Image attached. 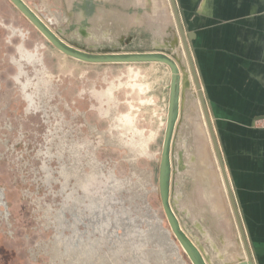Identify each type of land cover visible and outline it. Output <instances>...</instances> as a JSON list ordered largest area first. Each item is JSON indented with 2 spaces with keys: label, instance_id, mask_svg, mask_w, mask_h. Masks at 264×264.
I'll return each instance as SVG.
<instances>
[{
  "label": "rangeland",
  "instance_id": "374dc122",
  "mask_svg": "<svg viewBox=\"0 0 264 264\" xmlns=\"http://www.w3.org/2000/svg\"><path fill=\"white\" fill-rule=\"evenodd\" d=\"M21 1L39 14L48 30L69 50L103 60L87 61L58 51L11 1L0 0V264H51L53 215L63 201H69L66 194L74 183L71 177L61 191L60 169L72 165L73 157L67 150L71 144L80 147L84 171L90 170L88 159H92L91 167L99 170L95 194L101 196L110 180L121 182L122 189L108 190L111 199L106 211L113 215L123 208L127 228L146 231L159 219L179 245L185 264L195 263L178 233L199 264H221L211 257L214 249L210 241L223 251L226 262L231 261L230 256L237 258L242 241L227 194L219 186L215 163H211V169L214 180L217 177L218 182L213 183L223 207L219 211L212 198L203 195V189L210 188L207 170L196 164L192 168L185 161L184 148L190 145L196 150L203 143L193 138L192 121L185 116L190 113L193 117L195 112L190 103L194 100L191 88L182 103L178 75L171 116L167 69L155 61L123 60L181 54L178 45L184 47L177 39L170 1ZM175 3L185 32L190 31L186 12L179 0ZM157 26L162 32H157ZM82 30L96 33V40H88ZM191 40H187L189 52L235 198ZM182 63L186 67L184 59ZM187 66L190 69L189 62ZM124 116L130 118L132 127L126 123L117 126ZM257 125L264 126V116ZM118 131L125 141L145 140L146 153L132 161L128 146L105 141ZM61 147L65 149L59 155ZM147 171L149 180L143 184ZM161 173L175 230L163 204Z\"/></svg>",
  "mask_w": 264,
  "mask_h": 264
},
{
  "label": "crops",
  "instance_id": "0c3cea01",
  "mask_svg": "<svg viewBox=\"0 0 264 264\" xmlns=\"http://www.w3.org/2000/svg\"><path fill=\"white\" fill-rule=\"evenodd\" d=\"M179 2L252 258L264 264V0Z\"/></svg>",
  "mask_w": 264,
  "mask_h": 264
},
{
  "label": "bare ground",
  "instance_id": "6f19581e",
  "mask_svg": "<svg viewBox=\"0 0 264 264\" xmlns=\"http://www.w3.org/2000/svg\"><path fill=\"white\" fill-rule=\"evenodd\" d=\"M158 7L160 6L158 5ZM158 11H162V9L159 8ZM156 13L158 15V12ZM173 19L175 20V18ZM174 24L176 25V22ZM82 32L84 33V35L87 37L88 40H96V37L98 36L95 35L96 33L89 32L87 30H82ZM157 32L158 33L162 32V29L159 27L157 29ZM178 35H177V39L179 41L180 36ZM178 46L180 48V52L182 55L179 52H176L175 55H173L174 58L171 56L166 57L161 55L153 56V57H161L164 59L162 61L157 60L155 62L164 66L167 69L166 74L171 78L169 84L171 103L174 99V95L176 92V80L178 75L180 76V91H181L180 101L182 103L185 104L186 102L185 100L187 98V91L191 88L194 100L190 101V103L192 102L191 106H193V110L195 112L193 117L189 115L190 113L188 115L185 113L186 114L185 116H189L190 120L192 121L193 138L194 139L200 138V140H202L203 143L200 142L196 150H191L190 145H188L186 148H184L185 149L184 157H185V161L187 163H190V166L192 168H194L196 164L199 165L204 172L207 170L208 173L207 179L210 180V188L208 191L203 189V195L204 198L211 197L212 204L216 208V211H219V209L221 208L220 206L222 204H220L219 194H217L216 192L217 188L215 189V187L217 186H214L215 183L214 181L216 180L217 177L221 190L223 192H226V194H227V190L219 167V163L217 161L215 152L213 150L211 136L204 117L205 115L203 113L199 96L197 95L198 94L196 90L197 88L195 89L196 86L193 81L191 71L187 66L188 62L185 51L180 46V44ZM183 59L185 60L186 64L185 63L184 64L186 65V67L182 63ZM139 74L141 73L139 72ZM121 125H123V123H120L117 126H121ZM128 125L131 126L132 122H129ZM118 134H121L123 136V133H121L120 131H118L116 135ZM112 139L117 140L118 137L113 136ZM105 141L107 140L105 139ZM140 141L141 140H130L127 141V143H125V145L128 146L130 149V158L132 161L135 159V156H137L138 154L146 153V141H144L143 143H141L142 141L141 142ZM180 146L181 145H179V147ZM193 159H195L196 162L193 161ZM86 162L90 165L89 171H84L83 165L79 162H78L79 163L78 167L74 166V168L70 169L68 180L71 177H74L76 183L72 185L71 193L67 194L66 198L72 199L73 204L64 203L61 211L66 210L67 212L71 213L73 210L72 207H75V210L78 211L77 214H81L85 211H87V213L84 214L83 216H80L79 218H77V216L76 218L74 217L75 220L69 223L70 225L73 226V228L71 229V232L68 235H64L62 234L61 231H58L53 236L52 248H51L53 255L49 254L51 263L55 264L56 263L55 261H57L58 264H185V260L182 258L180 253L179 245L172 238L170 230L161 225L160 223L161 221L159 219H156V222L153 223L151 227H149L146 231H141L136 228L132 229V228H127L125 226L126 221L124 219H126L127 217H125V211L123 210V208L120 212L114 213L113 215H109L107 213L106 211L107 204L108 201L111 199L110 195H108V190L113 188L122 189L121 182L110 180L109 182L105 183V186L103 187L104 193L101 196L99 194H95L93 192L94 188L92 189L91 187L93 181L97 183V175L99 173V170H97V168L91 167L92 159H89ZM212 162L215 163V170L217 172L216 173L217 177L215 178V180L213 178L214 174H212L213 172L211 169ZM148 177H149V171L144 173L143 184L149 180ZM79 188H81L82 194L81 195L78 194L74 196V194H77L76 190ZM72 195L75 197L74 199L71 198ZM85 199H87L88 202H85ZM207 200L209 201L210 199ZM79 205H82L83 208L77 210ZM171 212H170V216L168 217L170 219V222H172L171 224L175 227L176 224L174 221V216L172 215ZM197 214L200 215L199 212ZM77 219L79 224L84 225L83 229L77 227ZM110 225L112 227H110ZM118 226L121 227V231H117ZM205 235L209 238L208 233L205 232ZM178 237L180 241L185 244L182 245L186 248L190 256L194 259L195 262H197L195 260V257L193 256L192 251L188 247L183 235L178 233ZM228 239L226 240V242L228 241ZM210 242L214 249L211 251V257L221 261V264H248V259L242 243L240 244L241 254L234 259L232 258V256L229 255L231 261L226 262L224 259L225 257L223 255V251H220L216 247L213 241ZM202 250L206 252V249L203 247ZM230 259L228 258V260ZM210 260L211 258L207 259L208 263L210 262Z\"/></svg>",
  "mask_w": 264,
  "mask_h": 264
},
{
  "label": "water",
  "instance_id": "95a60500",
  "mask_svg": "<svg viewBox=\"0 0 264 264\" xmlns=\"http://www.w3.org/2000/svg\"><path fill=\"white\" fill-rule=\"evenodd\" d=\"M12 1L17 6L21 7L24 10V8L21 6V4L17 0H12ZM170 3H171L173 15H174L176 26H177V31L179 33L181 42L183 44L184 51H185V54H186L188 62H189V66H190V70H191V73H192V77H193L195 86L197 88L198 96H199V99H200V102H201L203 113L205 115V119H206L207 126H208V129H209V133H210V136H211L214 152H215V155H216V158H217V161L219 163V167H220L223 179H224L225 187H226V190H227V195L229 197V201H230V204H231V207H232V211H233V214H234V217H235V220H236V224H237V228H238V231H239V234H240V237H241L243 248L245 250V253H246V256H247V259H248V264H254V261H253V258H252V254H251V251H250V248H249L246 236H245L244 228H243V225H242V222H241V218H240V215H239V212H238V209H237L235 198H234V195H233V192H232V189H231V186L229 184L228 177H227V174H226V171H225V165L223 163V158L221 156L220 148H219L217 139L215 137V133H214V130L212 128L211 122L209 120V115H208V112H207L206 103H205V101L203 99V95H202L201 90H200V86H199V82H198L197 75H196V72H195V68H194V65H193V62H192V59H191V55H190V52H189L187 40L193 39L194 36H195V33L193 31H186L185 32V30L183 28V25H182V22H181V19H180V16H179V12H178L175 0H170ZM47 22L51 23L50 20H47ZM49 38L56 45H58L61 49H64V51L68 55H71V56L77 57V58H81V59H84V60H87V61H94V60H97V61L99 60L100 61V60H103V59H93V58L85 57L83 55H75L71 51L63 48L57 41H55V39H53V37H51V35H49ZM158 56H160V55H158ZM123 60H127V61H157V60H159V61H162L164 59L161 58V57L146 56V57L125 58ZM171 109L172 108H170V113H171ZM165 151H164V157H165ZM164 157H163V161H164ZM161 180H162L161 181V189H162L161 191H162L163 204H164V208L166 210V214L168 216H170V211L168 209L167 202L165 200L163 187H162V184H163L162 173H161ZM172 227L175 230V227L173 225H172ZM182 244L185 245L184 243H182ZM193 261H194V259H193ZM194 263L195 264H199L198 262H195V261H194Z\"/></svg>",
  "mask_w": 264,
  "mask_h": 264
},
{
  "label": "flooded vegetation",
  "instance_id": "af4514ba",
  "mask_svg": "<svg viewBox=\"0 0 264 264\" xmlns=\"http://www.w3.org/2000/svg\"><path fill=\"white\" fill-rule=\"evenodd\" d=\"M9 1H11L12 3H13V5L18 9V11L31 23V24H33L42 34H43V36L49 41V42H51L52 43V45L54 46V48L55 49H57L58 51H61L62 53H64L65 55H68L65 51H64V49H61L58 45H56L50 38H49V35H51V37H53V39H55V41H57L63 48H65V49H67V50H69L67 47H65L63 44H61L58 40H57V38L48 30V28H47V26L39 19V14L36 12V11H34L33 9H31V8H29V7H27L25 4H23V2L21 1V0H17L20 4H21V6L24 8V10L23 9H21V8H19L12 0H9ZM43 2L44 3H46L45 2V0H43ZM47 22V21H46ZM12 29H13V31H15V29L12 27ZM49 34V35H48ZM69 51H71V50H69ZM73 54H75V55H81V54H78V53H76V52H73V51H71ZM169 84H170V82H169ZM169 84H168V87H169ZM140 86V88L142 87V85L140 84L139 85ZM169 90H170V88H169ZM173 102L174 101H172V103L170 102V99H169V107L170 108H173ZM171 116H172V110H171ZM129 122H131V120H130V118L128 117V116H124V119H121L120 120V123H123V124H129ZM89 127H90V129H94L95 127L93 126V125H89ZM115 136H117L118 137V139L116 140V139H106L107 140V142H110V143H114V142H117L118 144H122V145H125V143H127V141H125L123 138H122V135L121 134H118V135H115ZM145 140H143L141 143H143ZM139 143V142H138ZM63 149H65V148H63V147H61V151H60V154L59 155H61L62 154V150ZM67 150L69 151V153H70V155L73 157L72 158V165L69 167V168H67L66 166H64V165H62L61 166V169H60V175H61V177H62V181H61V184H60V189H61V191H63L64 190V188L68 185V181L70 180H68V175H69V173H70V169L71 168H74V166L75 167H78V164L80 163V160H78L79 159V155H80V152H79V150H80V147L79 146H77V145H74V144H71V145H69L68 147H67ZM89 160V159H88ZM79 162V163H78ZM79 182V181H78ZM77 182V183H78ZM74 183H76V181L74 180ZM73 183V184H74ZM95 184H96V182L95 181H93L92 182V189L94 188V186H95ZM72 188V187H71ZM79 190H80V192H79ZM77 191V194H74V196L75 195H81L82 194V190H81V188H79V189H77L76 190ZM69 193H71V189H70V191L67 193V194H69ZM67 194H66V196H67ZM73 195L71 196V198H75ZM0 199H1V190H0ZM1 201V200H0ZM85 202H88V200L87 199H85ZM64 203H68V204H73V200L72 199H69V201H63L62 203H61V206H60V208H58L56 211H55V213H54V215H53V217H54V220H55V224H54V228H55V233H54V235L58 232V231H61L62 232V234H64V235H68L70 232H71V229L73 228V226L72 225H70L69 223H71V222H73L75 219H74V217L76 218V216H77V218H79L80 216H83L84 214H86L87 213V211H85V212H83V213H81V214H77L78 213V211H76L75 210V207H72L73 208V210H72V214L70 213V212H67L66 210H62L61 211V209H62V206L64 205ZM81 208H83L82 207V205H79L78 206V209L77 210H79V209H81ZM66 213H68V215H66ZM77 227L78 228H80V224L78 223V219H77ZM68 230V233H65V230ZM80 229H82V228H80ZM53 240V239H52ZM51 248H52V242H51V245H50V247H49V251H50V255H53V253H52V251H51ZM56 263L55 264H58L57 263V261H55ZM52 264V263H51Z\"/></svg>",
  "mask_w": 264,
  "mask_h": 264
}]
</instances>
